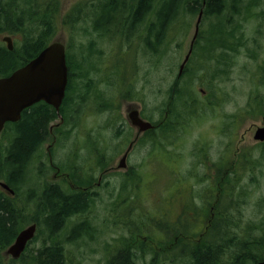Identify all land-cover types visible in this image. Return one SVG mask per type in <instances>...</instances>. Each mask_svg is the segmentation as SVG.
<instances>
[{"label":"rangeland","instance_id":"374dc122","mask_svg":"<svg viewBox=\"0 0 264 264\" xmlns=\"http://www.w3.org/2000/svg\"><path fill=\"white\" fill-rule=\"evenodd\" d=\"M36 1L39 4L33 5L36 10L56 3L58 20L53 41L63 42L67 55L73 57L75 63L87 58L83 71L88 69L89 79L97 86L96 93L107 99V105L114 107L111 111H100L102 101L99 102L97 97L92 99L95 92L91 91L87 101L84 100L85 111L77 117V125L68 140L53 130L44 144L40 153L43 175L38 170L41 163L37 162L39 153L33 159L27 185L21 193L25 196L35 190L36 197L32 200L38 203L44 185L63 184L64 180L55 175L60 174L57 171L60 167L64 171L66 161L69 162L67 158L72 160V167L79 168L83 163L85 170L94 168L98 139L109 138L111 147L117 148L120 139L133 140L137 130L129 122L130 105H139L143 116L157 126L153 132L141 135L142 141L135 145L128 159L131 170L123 172L124 169H120L103 176L97 172V178L93 177L96 184L91 207L74 217V221L68 220L59 233L68 264H110L119 253L130 251L135 254L136 264H192L189 251L191 248L193 251L194 243L201 244L207 238H211V247L223 244L230 254L232 240L252 241V249L246 246L248 249L245 250L242 243L245 248L238 251L240 254L253 252L260 257L262 251L254 249V241L261 237L260 233L264 237V143L255 140L254 136L257 127L263 126L264 122V114L260 113L261 108L264 110V85L259 73L260 67L264 66V0H226L228 7L224 18L230 19L236 29V39L244 44L231 52L228 56L230 65L224 68L228 70L216 80L209 81V89L201 81L197 82L202 98L191 106H188V96L193 98V86L189 83L193 74L183 79L188 95L182 99L180 96L177 101H174V85L195 32L197 15L180 16V20L168 30L161 48H157L158 53H154L148 52L141 40L154 15L146 17L132 30L127 27L130 21L127 18L131 16V7L136 0ZM160 1L157 0L156 5ZM109 3L120 8L126 5L127 10L108 15L105 9ZM249 4L251 6L247 8ZM234 7L238 11L241 9L238 14L232 13ZM67 16H70L68 24L65 23ZM215 24H218L217 19H209L202 30ZM4 36L13 37L14 47L21 42L19 36L4 34L0 37L4 45H7L2 40ZM165 47L168 49L166 54L163 52ZM192 61L193 67L200 62L194 61V55ZM78 81L77 77L75 85H79ZM130 85L135 87L137 94L140 93V100H125ZM174 108L178 123L170 132H165L163 128ZM81 111L82 108H76L71 118ZM113 114L119 115L120 121L112 118ZM58 122L57 119L54 123ZM7 137L5 132L0 134L2 141ZM127 146L118 149L110 160L111 165L119 166ZM104 147L108 145L101 142V149ZM49 153L56 168L49 166ZM79 179L74 183H79ZM219 185L223 187L222 199L216 205ZM208 200L218 206L222 225L219 233L212 237L210 229L206 233L207 219L211 214V205H205ZM38 214L35 208L32 220ZM181 214L185 216L182 223L173 224ZM81 224L92 228L91 233L67 241L75 227ZM45 231L44 226L39 225L37 238L30 243L27 253L13 262L11 257H6L5 264H37V251L48 244ZM232 253L236 255L234 251ZM230 263L229 256H225L222 264Z\"/></svg>","mask_w":264,"mask_h":264},{"label":"trees","instance_id":"16d2710c","mask_svg":"<svg viewBox=\"0 0 264 264\" xmlns=\"http://www.w3.org/2000/svg\"><path fill=\"white\" fill-rule=\"evenodd\" d=\"M156 3L157 0H136L135 4L131 7L132 13L129 17V26L132 30L134 26L136 27L146 17L154 15L153 20L146 27L144 34L146 39L145 37L143 38L146 41L144 43L148 52L158 53L156 45L165 42L168 30L175 22H178L177 20L180 16L186 14L198 16L203 9L204 23L209 19L215 18L218 20V24L214 26L209 25L210 28L212 27L211 29L208 27L203 30L201 29L194 53V61L197 59L200 62L198 61L193 67V61L191 60L185 67L183 76L178 77L174 85V101H177V98L180 96L182 99L185 95H188V90L185 91L183 87V79L186 75L193 74L194 78L189 82L193 86L191 90L193 98L188 96L190 100L188 106L196 105L198 100L202 98L198 93L197 82L199 83L201 81V84L208 88L209 81L212 82L222 74H225L228 70H224L225 66L229 67L230 65L228 63V56L231 55V52L237 51L238 46L244 43L236 39V29L230 19L227 18L225 20L224 18L227 16L226 10L228 3L226 0H162L157 5ZM253 3L256 4L255 1ZM33 5L35 7L39 4L35 0H0V37L4 34L21 37V42L18 41L16 43L17 46L13 51L7 45L0 43V77L8 76L16 69L28 63L54 40L58 20L56 3H52L49 7H41L37 10L33 9ZM250 6L251 4L247 8ZM118 7L114 3H109L105 11H108L106 13L109 15V13L117 14L127 10L126 5L121 8ZM239 12L240 10L238 11L235 7L232 10L234 14H238ZM69 18L70 16H67L65 23L68 24ZM16 21L17 23H15ZM180 25L178 27L182 29V24ZM129 26L127 25V27ZM167 51L168 49L165 47L163 52L166 54ZM67 62L69 66V84L65 103L61 108L63 123L53 129L57 133H62L65 140H68L70 137L73 127L77 125L75 121L78 120V116L71 118L76 110L75 108L77 106L75 104L78 99L75 98L73 102L71 99V94L75 93L78 89L75 86V79L79 77L82 83H84L83 87L84 91H86L85 99L91 91H98L97 86L93 84V80L91 78L89 79L88 69L85 68L84 71L82 69L86 67L87 58H82L80 63H75L73 57L71 59L67 55ZM260 68V81L264 85V66ZM109 84L112 85V83ZM212 93L214 95L215 92L212 91ZM96 97L99 102L102 101L99 107L101 109L100 111L113 110L112 105H107L105 102L107 100L106 98H102L100 94L96 95ZM255 99L258 102V98L255 97ZM258 104L262 106L261 103ZM184 106L187 108L186 104L183 103ZM174 107L176 108V105ZM175 108L174 111H171L169 121L166 122L163 128L165 132H170L178 123ZM260 113L264 114L262 108L260 109ZM57 118L58 114L56 110L52 106L42 102L24 110L20 121L8 123L5 127L4 132L7 133L8 137L4 141L0 140V175L2 174L0 176V182L3 181L9 185L15 191V194L10 195L0 187V264H5L6 250L13 244L19 232L29 223H38V225L44 226L47 235L48 244L37 251V264H68L66 249L60 241L59 232L64 229L65 223L68 220L88 210L85 194L67 195L62 191L60 185L54 182L44 185L39 194L40 197L37 196L38 203L32 200L36 197L35 190H32L28 195L25 194V196L24 193H21L22 189L27 185L26 179L33 159L38 153L39 157H41L40 153L43 151L44 144L48 142L53 134L50 129V124ZM153 131L151 130L149 132ZM39 161L41 163L38 170L43 175L44 169L41 167L43 161L40 158L37 162ZM230 194L231 192L227 195ZM33 208H36L39 214L36 219L32 220ZM217 211L216 219L212 223L209 233L211 237L212 235L215 236V234H218L222 226L219 223V210ZM184 217L182 214L180 215V223H182V218ZM80 227L81 225L75 227L67 241L69 239L72 240L71 237L74 239L77 238L76 236ZM263 238V236L260 237V241L262 242L260 246H264ZM210 239H205L201 244L194 243L193 251L192 248L189 251L190 263L222 264L225 256H229L231 259L230 264H247L246 262L252 264L253 261L257 262L264 258V247H260V251H262L260 257L255 256L253 252H250V254L239 253L238 249L242 250L246 246L252 249V241L243 243L240 238H237L236 242L232 240L233 244L230 245V254V251L223 244L220 246L213 245L211 247ZM217 242L213 241V243ZM249 243L250 245H248ZM247 247L245 250L248 249ZM125 248L128 249L126 245ZM233 251L236 255H233ZM113 260L110 264H136L135 254L132 251L125 254L121 252Z\"/></svg>","mask_w":264,"mask_h":264},{"label":"water","instance_id":"95a60500","mask_svg":"<svg viewBox=\"0 0 264 264\" xmlns=\"http://www.w3.org/2000/svg\"><path fill=\"white\" fill-rule=\"evenodd\" d=\"M203 17L201 10L195 27V33L190 49L180 66L179 75L183 74L186 64L190 60L195 41L198 38L200 24ZM8 43L9 49H13L11 37L3 39ZM69 79V68L67 65L66 46L61 41H54L41 51L34 59L21 68L15 70L11 75L0 78V134L7 123L18 122L22 112L34 104L44 101L53 106L60 113L61 106L66 97ZM132 124L139 128L140 132L154 128V125L143 120L138 111L130 114ZM255 139L264 141V127L257 130ZM129 150L121 159L120 168L126 167ZM0 186L14 194L7 184L1 182ZM38 226L33 223L20 231L14 243L7 249L6 255L14 259L21 257L28 243L34 239ZM257 264H264L261 261Z\"/></svg>","mask_w":264,"mask_h":264},{"label":"flooded vegetation","instance_id":"af4514ba","mask_svg":"<svg viewBox=\"0 0 264 264\" xmlns=\"http://www.w3.org/2000/svg\"><path fill=\"white\" fill-rule=\"evenodd\" d=\"M145 37V35L141 38L142 39V41H143V38ZM144 43V42H143ZM145 44V43H144ZM163 45V43H160L159 45H156V48H158V49H160L161 48V46ZM145 46V45H144ZM81 77V76H80ZM78 82H79V85H77V87H78V89H77V91L75 92V93H73V94H71V99H72V102L74 101V99L75 98H78L77 100H76V106H78V107H76V108H82V111L79 113V115H78V118H79V116L81 115V113L82 112H84L85 110H84V107H83V104H84V100H85V96H84V94L86 93V91H84V83H82V81L80 80V78L78 77ZM86 84V83H85ZM135 87L133 86V85H130V87H129V89H126L127 91H126V93H127V95H125L124 96V98H125V100L127 101V100H129L130 98H132V99H134V100H140L142 97H140L139 96V94H137L136 93V91H135V89H134ZM131 91H132V93H134V95L132 96V93H131ZM93 92H95V94H94V96L95 97H93L92 99H94V100H96V95H98V93H96V91H93ZM130 93H131V95H130ZM119 98V97H118ZM91 99V100H92ZM131 100V99H130ZM86 101H87V99H86ZM123 101V100H122ZM71 102V103H72ZM137 102V101H136ZM40 103H42V102H39V103H37V104H35V105H38V104H40ZM63 103H65V99H64V101H63ZM90 103V102H89ZM35 105H33L32 107H34ZM114 107V106H113ZM75 108V109H76ZM138 111L139 112V116L143 119V120H147L144 116H143V113H142V110L140 109V107H139V105L137 106V105H130L129 106V108H128V117L130 116V114L133 112V111ZM257 113V112H256ZM113 115H115V116H112V118H114L115 120H119L120 121V119H119V115H116V114H113ZM118 121V122H119ZM263 121H264V118H263ZM129 122H130V120H129ZM63 122H61V123H51L50 124V129H51V132H53V129H54V127H57V126H59V125H61ZM263 126H264V122H263ZM133 127V126H132ZM258 128V127H257ZM133 129V128H132ZM135 129L137 130V133H136V136L134 137V139L133 140H131V141H129L130 139L129 138H125V139H120L121 141H122V143H121V141H120V145H119V148H117L116 146L114 147H111V139H109V138H100V139H98L99 140V142H97V144H96V147H95V150H94V154L96 155V165H95V167L93 168H89V169H84L83 168V163H82V166H80L79 168L82 170V172L80 171V169L77 167V166H71V161L72 160H70L69 158H67L68 160H69V162H67L66 161V167L64 168V171L62 172V170H60L61 169V167H60V169H57V171H58V173H60V174H57V175H55V177L57 178V179H62V180H64V182H63V184H59L60 185V187H61V189H62V191L63 192H65V194H67V195H73V194H85V196H86V201H87V208L89 209L90 207H91V203H92V194H93V190H94V187H95V184H96V181H94V180H92L93 179V177H95V178H97V172H101L102 173V176L103 175H105V174H107V173H112V171L113 172H119V171H121L120 169H117L118 167H114V165H111L110 163V160L114 157V155H116V152L118 151V149H121L123 146H125V145H128L127 146V149H126V151L127 150H129V153H128V156H127V161H126V166H127V168L126 169H124V171L123 172H128L129 170H131V168H132V166H131V164H130V162L128 161V159H129V156H130V154H131V152L134 150V148H135V145L137 144V143H139V142H141L142 140H141V135H144V134H146L145 132L143 133V132H140L139 131V129L138 128H136L135 127ZM58 133H60V132H58ZM66 141V140H65ZM101 142H103L104 144H106V145H108V147L107 148H102L101 149ZM264 143V142H263ZM61 144V143H60ZM59 144V145H60ZM82 151H83V149H82ZM111 151V153L109 154L108 152H110ZM126 151L124 152V154L126 153ZM115 152V153H114ZM51 153H49V158H50V162H49V166H51V168L53 167V168H56L55 167V165H54V163H53V160H51V155H50ZM123 154V155H124ZM73 156L74 157H81L80 156V154H78V155H75V154H73ZM123 157V156H122ZM238 159L239 158H237L235 161H238ZM121 160V159H120ZM119 163H120V161H119ZM119 165V164H118ZM141 166H143V165H141ZM140 166V167H141ZM70 168V169H67V168ZM72 167V168H71ZM111 167V168H110ZM139 167V168H140ZM74 168H77V171H74ZM138 168V169H139ZM117 170V171H116ZM77 172V173H76ZM238 173H236V175H237ZM85 177H84V176ZM136 175V174H135ZM74 176H76V177H74ZM88 176H90V177H88ZM102 176L100 177V178H98V181L99 180H101L102 179ZM130 177V176H129ZM72 178H76V180L77 179H79V183H77L76 182V184L74 183L76 180L74 179H72ZM55 183V182H54ZM129 184V183H128ZM129 185H131V184H129ZM131 186H133V185H131ZM219 187H220V190H219V193H218V195H217V198H215V202H216V205H217V203L222 199V185H219ZM133 188H134V186H133ZM124 189H130V188H124ZM131 190V189H130ZM200 197V196H199ZM193 198L194 197H192L191 198V200L189 201V203H190V205L189 206H191V202H193ZM134 200H135V193H134ZM206 204H210L211 205V214H210V217L207 219L208 221H207V223H208V225H207V227H208V229H209V226H212V223H213V221L216 219V210H217V207L218 206H216V205H214L213 203H211L209 200L207 201V202H205V205ZM185 205V204H184ZM78 216H80V215H78ZM69 221H74V217L73 218H71ZM180 223V216H179V219L177 220V221H173V224H175V225H178ZM85 224H81V227H80V229H79V231H78V234H77V238L78 239H80V238H82V237H86L87 235H89L90 233H91V231H92V228H86L85 226H84ZM207 229V230H208ZM261 234V236H263L262 235V233H260ZM263 240H264V238H263ZM254 242H256L255 243V245H254V248L256 249V251H259V249H260V247L262 248V247H264V246H260V243H262L261 241H260V238L259 239H257L256 241H254ZM12 261H14V260H12ZM261 261H264V259H262V260H258L257 262H252V264H257V263H259V262H261Z\"/></svg>","mask_w":264,"mask_h":264},{"label":"bare ground","instance_id":"6f19581e","mask_svg":"<svg viewBox=\"0 0 264 264\" xmlns=\"http://www.w3.org/2000/svg\"><path fill=\"white\" fill-rule=\"evenodd\" d=\"M209 2V1H208ZM12 4V3H11ZM226 4V3H225ZM43 6V5H42ZM24 7V6H23ZM224 8H225V6H224ZM36 10V9H35ZM51 10H53V9H51ZM50 10V11H51ZM224 10H226V9H224ZM241 10V9H240ZM19 11V10H18ZM48 11V10H47ZM46 11V12H47ZM222 11H223V9H222ZM227 11V10H226ZM25 12V11H24ZM27 13V12H26ZM206 13H207V11H206ZM46 16V15H45ZM49 17V16H48ZM75 18V17H74ZM47 19V18H46ZM127 19H129V18H127ZM139 19V18H138ZM30 20V19H29ZM113 21V20H112ZM132 21V20H131ZM95 22V21H94ZM115 23H116V21H114ZM128 22V21H127ZM15 23H17V21L15 22ZM30 23V22H29ZM124 24H125V22H124ZM137 24V23H136ZM96 25V24H95ZM123 25V24H122ZM130 25V24H129ZM95 27V26H94ZM115 27V26H114ZM124 27V26H123ZM130 27V26H129ZM135 27V26H134ZM173 27V26H172ZM102 29V28H101ZM124 29V28H123ZM160 29V28H159ZM171 30V29H170ZM106 31V30H105ZM13 33V32H12ZM19 33V32H18ZM109 33H111V32H109ZM128 33V32H127ZM127 33H126V35H127ZM169 33V32H168ZM122 34H123V32H122ZM129 34V33H128ZM114 35V34H113ZM144 36V35H143ZM168 36V35H167ZM140 37V36H139ZM161 37H162V35H161ZM129 38V37H128ZM165 38V37H164ZM145 39H146V37H145ZM156 39V38H155ZM173 39V38H172ZM128 40V39H127ZM142 40V39H141ZM148 40H150V39H148ZM157 41V40H156ZM143 42H146V41H144L143 40ZM164 42V41H163ZM1 43V42H0ZM147 44V43H146ZM145 45V44H144ZM3 46V45H2ZM140 46V45H139ZM150 47V46H149ZM8 48H9V46H8ZM14 45H13V49L11 50V51H13L14 50ZM139 48V47H138ZM152 48H153V46H152ZM145 49V48H144ZM150 49V48H149ZM156 51V50H155ZM143 52V51H142ZM152 52V51H151ZM61 145V144H60ZM59 147V146H58ZM61 147V146H60ZM42 155V154H41ZM39 158H41V157H39ZM28 161V160H27ZM111 168V167H110ZM82 169V168H81ZM113 172V171H112ZM77 173V172H76ZM111 173V172H110ZM2 175V174H1ZM0 175V176H1ZM89 177V176H88ZM73 179V178H72ZM132 195H133V193H132ZM95 196H97V195H95ZM187 205V204H186ZM192 208V207H191ZM184 209H186V208H184ZM190 211V210H189ZM184 213V212H183ZM189 215V214H188ZM78 222V221H77ZM32 224V223H31ZM31 224H29V225H31ZM28 225V226H29ZM126 226V225H125ZM27 227V226H26ZM25 227V228H26ZM61 231V230H60ZM60 233V232H59ZM95 233V232H94ZM98 237V236H97ZM92 240H93V238H92ZM252 243V242H251ZM256 243V242H255ZM255 249V248H254ZM27 253V252H26ZM250 254V253H249ZM263 257V256H262ZM41 258V257H40ZM264 259V258H263ZM41 260V259H40ZM254 260V259H253ZM256 260V259H255ZM261 260V259H260Z\"/></svg>","mask_w":264,"mask_h":264}]
</instances>
